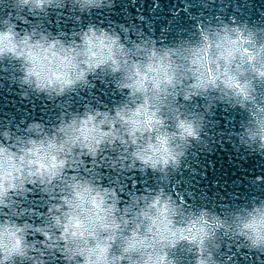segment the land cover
Wrapping results in <instances>:
<instances>
[{
	"label": "clouds",
	"instance_id": "9594fccd",
	"mask_svg": "<svg viewBox=\"0 0 264 264\" xmlns=\"http://www.w3.org/2000/svg\"><path fill=\"white\" fill-rule=\"evenodd\" d=\"M123 2L0 0L9 86L56 109L0 108V264H264V175L211 203L177 179L222 140L264 158V22L227 12L251 0H178L201 11L170 39L148 16L111 19ZM97 80L118 99H99ZM218 108L239 124L219 127Z\"/></svg>",
	"mask_w": 264,
	"mask_h": 264
},
{
	"label": "water",
	"instance_id": "95a60500",
	"mask_svg": "<svg viewBox=\"0 0 264 264\" xmlns=\"http://www.w3.org/2000/svg\"><path fill=\"white\" fill-rule=\"evenodd\" d=\"M160 2V9H157L156 12L149 15L152 11L150 0H146L143 5H141L140 0H136V4H131L130 0H125L123 3H118L116 7V13L118 15L112 14L111 19L126 21V19H134L136 15L142 14L148 16L149 19H156L155 27L158 34L160 33V27L167 24L169 30L168 36L171 39L175 36L176 28L187 27L193 23L195 17L201 11V6L195 2L189 11H183V6L179 5L178 0L175 6L173 0H160ZM176 7L181 8L179 13H176ZM239 7L240 10L238 11L229 8L227 12L229 14L234 13L240 19L248 18L250 23L254 20L264 22V0H251V3L244 2ZM125 8L132 14L131 16L126 17L125 12L122 11ZM170 19L171 23H169ZM94 20L95 22H99L100 20H103L104 23L110 22L105 15L94 16ZM67 23L70 26L72 21L68 20ZM147 30L145 28V31ZM14 71L15 68L12 65L8 66L6 72L0 68V79H4L5 81L4 85L0 86V108L15 112L18 106L21 110L16 113L17 118L24 115L25 110L34 112L37 117H49L51 113H54L56 111L54 105L42 97L37 98L33 96L28 102H22L20 100L16 91H13L16 87L15 84H12L11 87L8 84V75ZM96 84L97 87L93 89V92L97 93L99 99L105 100L106 102H112L114 99H118V94L114 96L110 86L105 87V84L99 80L96 81ZM261 87H264V85ZM86 95L87 93H82L79 98H70L72 106L75 107L77 103H82V98ZM45 104L50 105L49 110L41 113L40 108L44 107ZM241 115L235 112H225L222 108H218L214 120L219 121V127L223 128L226 123L238 125ZM215 127L216 124L214 123L213 128ZM195 151L197 154L186 161L189 167L180 176H177V179L180 180L181 187H183L186 194H192L196 203L205 200L211 203V198L214 195L219 200L220 196L229 197L230 193H236L237 196L247 198V196L252 194L255 186L250 184L246 177L264 175V158L256 155H248L243 150L237 151L231 143L224 140L219 144H214L210 152L206 150L201 152L199 149ZM136 178L145 184L153 182L151 176L141 177L139 173H137ZM129 187H131V182H129ZM258 191L259 194L264 195V186ZM230 199H235V197H230ZM232 251H236L235 245H232ZM241 251L247 252L246 249H241ZM234 259H237L239 264H254V257L252 260H249L247 255L241 256L239 252L236 253ZM185 264H188L187 259H185Z\"/></svg>",
	"mask_w": 264,
	"mask_h": 264
}]
</instances>
